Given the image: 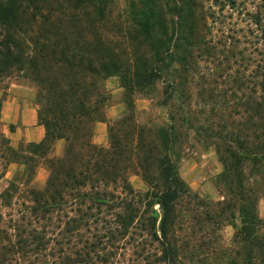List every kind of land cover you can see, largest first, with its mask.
Returning <instances> with one entry per match:
<instances>
[{
  "label": "trees",
  "instance_id": "obj_1",
  "mask_svg": "<svg viewBox=\"0 0 264 264\" xmlns=\"http://www.w3.org/2000/svg\"><path fill=\"white\" fill-rule=\"evenodd\" d=\"M171 1L134 12L132 52L120 57L102 32L108 0H0V78L15 75L37 86L45 129L41 143L28 145L23 164L32 171L41 159L49 172L42 189L12 184L1 195L13 213L0 215V264H119L127 246L142 260L137 264H201L205 258L194 259L205 251L227 264H264L258 213L264 195V18L246 12L263 52L249 78L251 94L237 113L240 121L196 129L215 141L224 167L218 184L226 197L213 203L181 178L173 148L193 129L186 108L199 53L214 51L194 22L193 8L211 1L223 13L236 0ZM110 77H118L128 95L127 111L115 121L106 116ZM160 81L170 123L154 130L138 124L132 97ZM239 82L243 89L245 81ZM99 122L108 123V147L93 142ZM132 175L147 191L133 188ZM156 200L162 204L160 223ZM224 226L236 230L235 251L220 248Z\"/></svg>",
  "mask_w": 264,
  "mask_h": 264
},
{
  "label": "rangeland",
  "instance_id": "obj_2",
  "mask_svg": "<svg viewBox=\"0 0 264 264\" xmlns=\"http://www.w3.org/2000/svg\"><path fill=\"white\" fill-rule=\"evenodd\" d=\"M152 1L108 0L107 19L102 32L109 39L110 49L120 57L132 52L129 30L135 24L134 12L154 2L163 5L172 3L171 0ZM193 10L194 22L203 30L207 41L212 42L214 51L203 49L199 53V75L188 87L186 108L187 117L192 123L190 128L193 129L184 132L173 148V161L181 178L195 194L217 203L226 197L223 186L218 184V177L224 167L217 156L215 141L196 134V129L202 125L217 127L224 122L232 125L240 121L242 115L237 116V113L243 111L241 104L251 94L253 84L249 78L256 61L261 58L259 52H263L260 32L251 25L246 12L254 15L260 13L264 18V0H236L234 9H226L223 13L217 12L218 8L211 1L204 4L200 2ZM241 80L246 83L243 89H240ZM106 87L110 94L106 116L111 121L119 120L127 111L125 102L128 95L118 77H110ZM164 87L165 83L160 81L153 88L132 97L136 120L141 126L154 130L167 129L170 123L168 111L161 106ZM37 94V86L27 79L15 75L0 78V215L3 217L13 213V209L4 207L1 201V195L12 184H16L20 190L27 187L42 189L49 178L43 160L36 159L32 163V171H28L23 164L29 155L28 145L41 143L45 136V129L39 119ZM187 127L185 124L184 129L188 130ZM93 142L98 146H109L107 122L95 124ZM63 149L64 142H58L54 155L61 156ZM130 182L135 190L147 191L139 177L132 175ZM154 210L160 223L162 207L159 200L155 201ZM258 213L264 220V195L259 199ZM235 232L232 226H224L218 232L220 248L236 250L233 244ZM134 251L130 246L121 251L117 256L119 264L128 260H134V264L140 263L142 260L136 258ZM197 255L195 262L206 259L201 264H227V259L207 251Z\"/></svg>",
  "mask_w": 264,
  "mask_h": 264
},
{
  "label": "water",
  "instance_id": "obj_3",
  "mask_svg": "<svg viewBox=\"0 0 264 264\" xmlns=\"http://www.w3.org/2000/svg\"><path fill=\"white\" fill-rule=\"evenodd\" d=\"M161 207H162V204H161Z\"/></svg>",
  "mask_w": 264,
  "mask_h": 264
}]
</instances>
